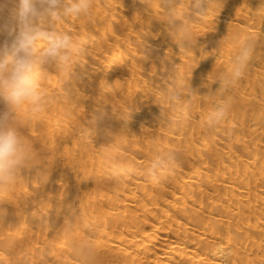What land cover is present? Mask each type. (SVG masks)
<instances>
[{
  "label": "bare ground",
  "instance_id": "bare-ground-1",
  "mask_svg": "<svg viewBox=\"0 0 264 264\" xmlns=\"http://www.w3.org/2000/svg\"><path fill=\"white\" fill-rule=\"evenodd\" d=\"M115 1L137 7L133 23ZM142 2L94 0L91 16L56 24L83 43V67L66 84L64 72H46L40 87L53 102L15 122L33 159L0 194V264H80V244L87 264H221L220 249L227 264H264V0H211L202 16L179 0L197 39L181 49L163 24L166 5ZM245 38L257 41L256 52L217 95L231 99V111L210 132L206 93ZM173 78L200 94L185 97L186 110L161 97ZM162 151L177 163L153 180L145 169ZM118 165L132 169L119 182Z\"/></svg>",
  "mask_w": 264,
  "mask_h": 264
},
{
  "label": "clouds",
  "instance_id": "clouds-1",
  "mask_svg": "<svg viewBox=\"0 0 264 264\" xmlns=\"http://www.w3.org/2000/svg\"><path fill=\"white\" fill-rule=\"evenodd\" d=\"M211 0H191V13L202 16L207 12ZM13 3L14 8L9 18L2 15L4 7ZM141 3L142 0H141ZM144 4V3H143ZM166 14L163 21L168 33H175L179 39L175 43L179 49L194 46L192 32L180 16L179 0H161ZM94 0H0V33H6L0 42V194L10 191L22 177V172L30 168L33 159L32 150L26 135L15 126L17 118H34L45 111L52 99L40 87L44 74L52 69L66 74L68 83L75 75L78 57L85 49L81 41H75L72 35L56 28V24L70 18H82L92 15ZM223 38V37H222ZM221 38V39H222ZM216 42L219 48L220 41ZM257 49V41L252 38L238 40V50L227 71L221 72L212 80L218 83L215 91L210 88L206 93L214 101L213 109L205 119L206 129L215 131L228 118L231 111V99H216L218 94L233 87L245 74ZM175 72V68H174ZM198 94L190 82L173 78L161 91L162 99L169 105L187 109L185 97ZM159 105V104H157ZM130 118L122 120L130 122ZM105 113L93 115L92 121L102 120ZM109 133L104 137L110 142ZM175 154L171 151L158 153L145 169V175L153 180L176 166ZM132 171L131 168L118 165L114 179L121 181ZM80 264H87L89 255L86 244L73 249ZM217 255L221 264H227L230 253L220 249Z\"/></svg>",
  "mask_w": 264,
  "mask_h": 264
},
{
  "label": "rangeland",
  "instance_id": "rangeland-1",
  "mask_svg": "<svg viewBox=\"0 0 264 264\" xmlns=\"http://www.w3.org/2000/svg\"><path fill=\"white\" fill-rule=\"evenodd\" d=\"M115 2H116V1H115ZM116 4H117V5H116ZM116 4H115V6L123 12V15L126 17L128 23H129V24L133 23V22H132V21H133L132 17H133V15L135 14V13H134L135 11H134L133 9L136 10L137 7H134V8H131V9H127V8L125 9L124 6L126 5V3H123V4H124L123 6L120 5L119 2H116ZM132 10H133V12H132ZM137 10H138V9H137ZM139 10H140V9H139ZM132 14H133V15H132Z\"/></svg>",
  "mask_w": 264,
  "mask_h": 264
}]
</instances>
